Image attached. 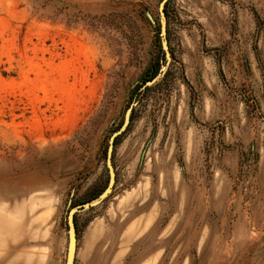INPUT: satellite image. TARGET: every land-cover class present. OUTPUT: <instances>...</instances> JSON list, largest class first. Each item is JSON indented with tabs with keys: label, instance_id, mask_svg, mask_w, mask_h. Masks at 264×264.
<instances>
[{
	"label": "rangeland",
	"instance_id": "rangeland-1",
	"mask_svg": "<svg viewBox=\"0 0 264 264\" xmlns=\"http://www.w3.org/2000/svg\"><path fill=\"white\" fill-rule=\"evenodd\" d=\"M161 1L0 0V214L42 219L47 264H65L70 206L107 186L130 104L75 264H264V0H168V65Z\"/></svg>",
	"mask_w": 264,
	"mask_h": 264
},
{
	"label": "water",
	"instance_id": "water-1",
	"mask_svg": "<svg viewBox=\"0 0 264 264\" xmlns=\"http://www.w3.org/2000/svg\"><path fill=\"white\" fill-rule=\"evenodd\" d=\"M167 2L168 0L161 1L160 8H159V16H160V21H161L162 47L166 53V57H167L166 63L168 65L171 59V53H170V48H169V43H168V38H167V17H166V9H165ZM147 15L149 19L151 20V22L155 23V19L153 15L150 12H148ZM165 74H166V69L165 68L161 69V71L156 76H154L151 79L145 80L143 82L142 87L153 85L154 83L158 81L159 77L161 76L164 77ZM133 108H134V105L130 104V106L128 107L125 113V117H124V121L122 125L110 137V143H109L108 151H107V166L109 169V181H108L107 186L103 189V191L96 198L90 201H86V202L79 203V204H73L70 206V209L67 214L68 246H67V256H66L65 264H75V258L77 255L78 233H77V226L75 223L76 213L89 210L93 208L94 206L101 204L104 200H106L109 197V195L114 190V185L116 182V173H115V167L113 163L114 143H115L116 137L122 134L128 128L130 121H131Z\"/></svg>",
	"mask_w": 264,
	"mask_h": 264
},
{
	"label": "bare ground",
	"instance_id": "bare-ground-1",
	"mask_svg": "<svg viewBox=\"0 0 264 264\" xmlns=\"http://www.w3.org/2000/svg\"><path fill=\"white\" fill-rule=\"evenodd\" d=\"M33 210L31 212H33ZM35 214L36 212H34V215ZM30 220L31 217H29L27 213L11 212L6 216L4 211L2 214H0V244L6 241V238L9 236L14 237L16 235L18 236V234H28V237H26L24 241L14 246L13 249H10L3 256L2 260L0 261L1 263L5 262L6 260H10V264H47L45 261V253H43V251L40 252L31 249L33 247L32 242L34 240L32 229L44 223L42 219H40V221L34 223L35 225H30Z\"/></svg>",
	"mask_w": 264,
	"mask_h": 264
},
{
	"label": "trees",
	"instance_id": "trees-1",
	"mask_svg": "<svg viewBox=\"0 0 264 264\" xmlns=\"http://www.w3.org/2000/svg\"><path fill=\"white\" fill-rule=\"evenodd\" d=\"M168 3V2H167ZM167 3H166V5H167ZM161 32V31H160ZM163 48V47H162ZM162 51H163V53H162V56H161V59H163L164 61L167 59V57H166V53H165V51H164V49H162ZM161 59L160 60H158L156 63H155V65L153 66V69H152V71H151V73L145 78V80H148V79H151V78H153L154 76H156L160 71H161V69H162V65H161ZM167 73V72H166ZM166 75V74H165ZM164 75V76H165ZM144 82V81H143ZM142 85H143V83L142 84H137L135 87H134V89L132 90V92L133 93H137V95L136 96H138L139 94V90H140V88L142 87ZM148 87H150V86H147V87H145V88H148ZM133 113V112H132ZM132 117V116H131ZM117 140H118V136L116 137V139H115V142H117ZM103 191V190H102ZM101 191V192H102ZM100 192V193H101ZM99 193V194H100ZM98 195H96V196H94L93 198H95V197H97ZM77 214L78 213H76V215H75V218H76V216H77Z\"/></svg>",
	"mask_w": 264,
	"mask_h": 264
},
{
	"label": "crops",
	"instance_id": "crops-1",
	"mask_svg": "<svg viewBox=\"0 0 264 264\" xmlns=\"http://www.w3.org/2000/svg\"><path fill=\"white\" fill-rule=\"evenodd\" d=\"M104 264V263H103Z\"/></svg>",
	"mask_w": 264,
	"mask_h": 264
}]
</instances>
